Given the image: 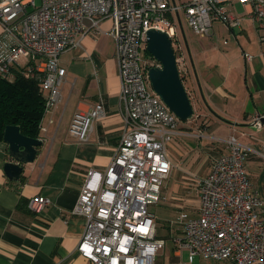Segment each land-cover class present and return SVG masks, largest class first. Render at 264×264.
<instances>
[{"label": "built area", "instance_id": "2783aa9c", "mask_svg": "<svg viewBox=\"0 0 264 264\" xmlns=\"http://www.w3.org/2000/svg\"><path fill=\"white\" fill-rule=\"evenodd\" d=\"M236 3L246 13L231 11ZM182 12L201 37L212 36L217 22L236 28L250 18L264 41V0H0V78L14 79L15 66L27 59L30 63L20 74L40 82L45 112L62 101L67 72L60 65L61 55L79 45L80 35L100 31L106 19L113 21L126 130L108 170L87 174L71 210L86 220L78 252L94 264H156L158 252L166 247L150 206L162 199L172 169L168 145L180 121L153 90L149 70L161 65L143 60L142 49L150 29L167 31L184 82L189 62L179 25ZM105 117L101 99L74 115L70 136L87 143L95 123ZM262 118L256 116L253 126L261 127ZM225 142L228 153L214 160L211 173L201 181L199 215L179 217L184 232L179 245L189 251L191 261L199 256L264 264V201L251 190L245 167L257 152L237 135ZM49 204L48 198L37 196L29 208L39 215Z\"/></svg>", "mask_w": 264, "mask_h": 264}, {"label": "crops", "instance_id": "0c3cea01", "mask_svg": "<svg viewBox=\"0 0 264 264\" xmlns=\"http://www.w3.org/2000/svg\"><path fill=\"white\" fill-rule=\"evenodd\" d=\"M173 1L183 4L189 0ZM230 10L246 13L238 3ZM85 24L91 26L88 20ZM100 27V31L80 35L79 45L61 55L60 65L67 72L62 101L53 111L44 113L39 127L43 145L18 182L7 177L5 163L13 159L8 145L0 143V264H94L78 252L86 220L71 210L78 203L87 174L108 170L126 130L116 42L111 35L113 21L106 19ZM219 34L226 35L225 46L230 44L229 39L232 45L224 50L216 45L209 47L201 72L195 69L190 49L187 53L197 75L196 102L200 110L194 93L187 89L195 118L178 123L168 145L170 176L163 183L161 201L150 206L156 224L162 221L168 225L159 235L157 224V235L165 240L166 247L158 252L156 264H234L199 256L191 261L189 251L179 245L184 239L181 227L171 218L159 219L151 210L165 206L177 216L185 212L197 217L201 181L211 173L214 160L228 153L225 140L231 135L256 150L245 167L251 190L264 201V125L253 126L256 116L264 117V41L250 18L236 28L217 22L214 34L203 38L213 41ZM29 63L21 59L14 68L16 76ZM101 99L106 117L95 123L87 143H77L69 133L74 115L89 111ZM37 196L50 200L39 215L29 208Z\"/></svg>", "mask_w": 264, "mask_h": 264}, {"label": "water", "instance_id": "95a60500", "mask_svg": "<svg viewBox=\"0 0 264 264\" xmlns=\"http://www.w3.org/2000/svg\"><path fill=\"white\" fill-rule=\"evenodd\" d=\"M179 23L183 30L181 19ZM147 51L161 65L149 70L153 90L179 121L193 120L195 108L180 75L176 52L169 33L161 29H150L147 33ZM260 123L264 125V117ZM4 142L8 145V153L13 159L5 163V172L8 179L18 182L25 166L36 160L38 148L43 145V141L28 137L22 133L20 126L11 125L5 129Z\"/></svg>", "mask_w": 264, "mask_h": 264}, {"label": "trees", "instance_id": "16d2710c", "mask_svg": "<svg viewBox=\"0 0 264 264\" xmlns=\"http://www.w3.org/2000/svg\"><path fill=\"white\" fill-rule=\"evenodd\" d=\"M45 102V93L35 78L22 74L12 81L0 78V143L4 141L6 127L11 125L20 126L28 137L39 138ZM177 224L184 236L183 225L179 221Z\"/></svg>", "mask_w": 264, "mask_h": 264}, {"label": "rangeland", "instance_id": "374dc122", "mask_svg": "<svg viewBox=\"0 0 264 264\" xmlns=\"http://www.w3.org/2000/svg\"><path fill=\"white\" fill-rule=\"evenodd\" d=\"M238 11H239V13L242 12V10L240 11V9ZM181 17H182V27H183V30H181V36L183 39V43L185 45V48H186L188 54H189V49H190L196 71L198 70L199 72H201V65L206 60L205 57H207L206 52L210 51L209 47H211L212 45H216L217 49L219 47H221L222 50L229 49L232 45V42L229 39L230 44L225 46L224 45V39L226 38V35H225V37H221L220 34L217 37H215V39H213V41H212V39H204L203 37L199 36L198 34H196L194 32V30L189 25L188 20L185 17V14L183 12L181 13ZM142 58H143V60H146V61H152V59H154L153 56L147 51V44H144V46H143ZM191 63L192 62L189 61L188 66L190 67V72L188 73L184 83L186 84V88L188 89V91L194 93L193 99H194L196 108L198 110H200V106L196 102V97H197L196 92H198L197 91V84H196L197 75H196V72H195L193 65ZM152 209L155 210L159 219L163 220L166 218H171V221H175L174 224L178 223L177 217L179 215L177 216L176 213L172 214L171 210H169L167 207H165V206L164 207L154 206L153 208H151V210ZM157 224H158V228L160 230L159 235L160 234L162 235L164 233V231L167 230L168 225H166L162 221L157 222Z\"/></svg>", "mask_w": 264, "mask_h": 264}]
</instances>
